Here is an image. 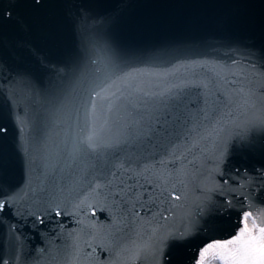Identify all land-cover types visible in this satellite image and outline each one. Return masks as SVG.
<instances>
[{"label": "snow or ice", "instance_id": "obj_1", "mask_svg": "<svg viewBox=\"0 0 264 264\" xmlns=\"http://www.w3.org/2000/svg\"><path fill=\"white\" fill-rule=\"evenodd\" d=\"M259 7L264 42V0ZM125 11L102 0L0 7V264H27L25 224L44 233L68 219L79 226L64 233L70 248L52 245L38 264H264V47L235 64L169 62L116 44ZM33 24L54 45L79 35L89 56L39 57L52 77L58 147L34 139L29 104L40 82L4 59L23 63V40L9 34L30 37ZM38 165L47 177L64 168L76 179L67 189L40 182Z\"/></svg>", "mask_w": 264, "mask_h": 264}, {"label": "water", "instance_id": "obj_2", "mask_svg": "<svg viewBox=\"0 0 264 264\" xmlns=\"http://www.w3.org/2000/svg\"><path fill=\"white\" fill-rule=\"evenodd\" d=\"M11 0H0V7L7 6ZM113 4H122L125 15L113 29V39L121 48L135 50L143 55L159 54L167 61L175 63H215L235 64L237 57L247 61L248 49L259 50L264 47L260 35V0H102ZM254 5V6H249ZM98 11H107L99 9ZM239 18H250L252 27L236 23ZM44 26L33 24L30 37H24L17 28L9 34L12 40L22 39L23 47L19 55L23 63H19L14 55H5L13 72L29 70L40 82L35 99L29 107L33 116V135L38 144L52 141L59 136L55 123L49 118L50 102L48 87L52 77L39 70V57L46 56L53 63H66L69 58L87 63L88 54L84 51L79 35H65L61 42L52 44L44 36ZM29 49H38L39 54L33 55ZM174 66V65H173ZM191 103V100L188 101ZM55 149L52 163L55 164ZM37 179L43 182L48 179L50 184L59 187L76 179L75 173L66 174L64 168L55 169L54 177H47L43 165H38ZM67 219V218H66ZM94 219V218H93ZM234 219V218H233ZM105 219L102 223H108ZM79 226L74 220L68 219L66 225L57 231L56 225L48 227L44 233L34 230V225L25 224L21 227L24 256L27 264H38L44 260L41 252L51 251L54 245L58 249L70 248L64 233L75 232ZM7 255V240L4 227H0V258ZM106 255V254H104ZM47 256V252H45Z\"/></svg>", "mask_w": 264, "mask_h": 264}]
</instances>
